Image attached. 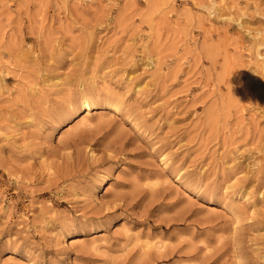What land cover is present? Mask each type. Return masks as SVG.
Listing matches in <instances>:
<instances>
[{
  "label": "rangeland",
  "instance_id": "374dc122",
  "mask_svg": "<svg viewBox=\"0 0 264 264\" xmlns=\"http://www.w3.org/2000/svg\"><path fill=\"white\" fill-rule=\"evenodd\" d=\"M0 264H264V0H0Z\"/></svg>",
  "mask_w": 264,
  "mask_h": 264
},
{
  "label": "bare ground",
  "instance_id": "6f19581e",
  "mask_svg": "<svg viewBox=\"0 0 264 264\" xmlns=\"http://www.w3.org/2000/svg\"><path fill=\"white\" fill-rule=\"evenodd\" d=\"M112 100H114V99H112ZM95 101H94V99L91 97V96H89V95H83V97H82V99H81V101H80V106H81V108L83 109V110H85V111H88V110H90L92 107H94L95 106ZM113 104V103H112ZM113 106V108L115 109V110H118V106L117 105H112ZM103 180V179H102ZM101 182V181H100ZM185 195V194H184Z\"/></svg>",
  "mask_w": 264,
  "mask_h": 264
}]
</instances>
